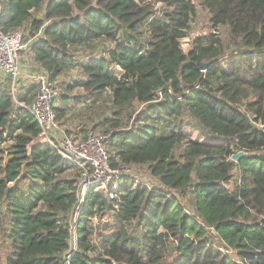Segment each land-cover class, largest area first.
I'll return each instance as SVG.
<instances>
[{"label":"trees","instance_id":"obj_1","mask_svg":"<svg viewBox=\"0 0 264 264\" xmlns=\"http://www.w3.org/2000/svg\"><path fill=\"white\" fill-rule=\"evenodd\" d=\"M157 1L158 11L152 0H4L3 31L28 22L31 35L41 31L30 51L53 80L81 66L84 78L69 90L83 88L94 106L110 90L118 108L104 132L111 134V166L147 165L178 195L127 178L118 180L113 198L91 187L74 246L73 228L61 218L80 204L81 174L36 142L39 124L28 111L14 110L6 81L0 84V264H62L69 254V264H264V0H200L213 27L229 28L236 54L228 69L220 61L224 41L214 32L196 35L188 51L182 47L197 2ZM99 40L110 47L83 61L73 56ZM34 93V86L25 88L20 99L29 104ZM133 102L146 108L126 128L119 109ZM53 110L59 122L66 117L64 107ZM187 114L206 133L230 141L203 142L162 128ZM240 150L246 155L232 160ZM234 168L239 178L231 182ZM71 170L78 179L63 178ZM188 192L193 212L179 200ZM106 215L113 232L97 236L92 218ZM134 221L138 234L129 228ZM216 237L236 258L220 251Z\"/></svg>","mask_w":264,"mask_h":264},{"label":"built area","instance_id":"obj_2","mask_svg":"<svg viewBox=\"0 0 264 264\" xmlns=\"http://www.w3.org/2000/svg\"><path fill=\"white\" fill-rule=\"evenodd\" d=\"M158 4L162 3L158 1ZM3 10L4 0H0V19ZM30 35H26L22 27L5 32L0 25V84L9 81L14 110L22 108L38 122L40 134L36 142L48 144L53 151L66 160H70L78 168L81 174L78 182L80 205L82 202L83 206L86 194L91 187L96 190L110 191V196L113 198V191H117L118 180L121 178L131 179L135 185L142 184L149 190L161 189L169 197H177V192L163 186L157 177L142 178L136 170V166L140 165L112 167L108 147L110 133L87 128L81 136H76L68 134L63 129L53 110L54 101L57 100L61 91V81L53 80L50 74L34 61L30 53V59L23 60L22 53L30 50L31 44L42 35V32L34 36ZM31 86L35 87V93L28 104L20 99V95L23 89ZM4 145L2 144L1 147L3 148ZM157 180L159 185L156 184ZM216 242L221 252L235 255L234 250L225 242L221 240ZM70 257V254L67 255L62 264H69Z\"/></svg>","mask_w":264,"mask_h":264},{"label":"rangeland","instance_id":"obj_3","mask_svg":"<svg viewBox=\"0 0 264 264\" xmlns=\"http://www.w3.org/2000/svg\"><path fill=\"white\" fill-rule=\"evenodd\" d=\"M154 2L155 10H161L162 4H158L157 0H152ZM195 2L198 3L196 6L197 8V14L192 16V20L190 22V30H189V35L186 38L182 39V47L184 51H188L190 47V43L193 40V38L196 35L202 34L206 35L208 33L214 32L219 35L220 38L223 39L224 41V47L226 51V55L221 58V63L223 64L224 69H228L231 67L230 59L234 54V43L230 39L229 36V28L227 26H219V27H213L212 23L210 22L207 12L200 6L199 2L200 0H194ZM39 15H41V12H39ZM38 15V16H39ZM30 24L29 22L26 23L23 27L22 30L26 33V35H30L29 32ZM31 36V35H30ZM110 43L105 40H99L97 41L93 46H88L86 48H77L73 52V56L80 60L83 61L84 57L88 56L89 54H92L93 52H96L98 50H105V48H109ZM29 53L32 55L31 51L28 50V52H23V60L28 61L30 59ZM32 59V58H31ZM84 78V74L82 72L81 66L74 67L71 70H68L67 72H64L60 77L59 80L62 83V88L61 91H59V97L57 100L55 99L54 103L56 107H64L66 109V117L60 121L61 125L63 126L64 129L68 128L72 129L73 131L81 132L83 133L85 129L87 128H94L96 129L97 132H108L112 120H114V112L118 111V108L116 106H113L112 101H111V92H109L104 96V99L94 105L92 103L87 102V100L83 97H85V91L81 87H76L72 90H69L67 88L68 84H73L76 80H80ZM68 94H70L73 99V102H69V99L66 100L65 104L61 105L60 102V97H68ZM77 99L83 100V102L77 101ZM75 100V101H74ZM146 106L143 104H139L138 102H133L132 104L128 105L124 109H119L121 114V118L124 123L127 122L125 125L126 128L133 125L135 121V117L137 118L138 112H141ZM71 117V118H69ZM73 117H76L73 122H71V119ZM106 119L105 125L102 124V122ZM66 127V128H65ZM162 128L167 129V130H182L183 133L186 135L190 136L191 138L197 139L199 141L203 142H214V143H228L230 140L228 138L224 137H215L212 136L205 131L199 126V124L189 115H185L184 118L173 122L170 125L163 126ZM75 134H79V133ZM109 147V144H108ZM110 149V148H109ZM180 150L182 148H178L176 151L177 153H180ZM136 170L139 173V175L144 178L148 179L149 177H152L153 175L151 174V171L147 165H140L136 166ZM76 171H69L64 174L63 178H77L76 176ZM233 176L231 179V182L235 181L237 178H239V170L238 168H234L232 171ZM140 178V177H139ZM156 182V181H155ZM156 184L159 185V181L157 180ZM230 187H232V184L230 183ZM189 193V192H188ZM179 200L182 202V204L185 206L187 211L193 212V206L191 203V194L187 197L184 196H179ZM82 204V202H81ZM82 206V205H81ZM80 204H77L75 207L74 212H68L67 214L62 215V220H65V222H69L70 226H72L73 231H72V244L75 246L77 244V229H76V224L78 222L79 218V212L81 208ZM92 225L97 227V236L99 233L103 234H110L113 232V228L115 226L114 220L112 219L111 216H104L103 218H97L94 217L92 218ZM129 228L132 232V234H138L141 232L142 228L139 225L138 221H134L129 225ZM214 234V232H213ZM95 235L94 241H98V237ZM216 241H220L217 237L215 238ZM235 257V255H234Z\"/></svg>","mask_w":264,"mask_h":264},{"label":"water","instance_id":"obj_4","mask_svg":"<svg viewBox=\"0 0 264 264\" xmlns=\"http://www.w3.org/2000/svg\"><path fill=\"white\" fill-rule=\"evenodd\" d=\"M209 66H210V63L209 62L203 63L201 65V69L204 70V71H206ZM245 155H246V152L244 150H240L238 152L233 153L232 156H231V159L234 160V161H239ZM8 190H9V188L7 189V191Z\"/></svg>","mask_w":264,"mask_h":264},{"label":"crops","instance_id":"obj_5","mask_svg":"<svg viewBox=\"0 0 264 264\" xmlns=\"http://www.w3.org/2000/svg\"><path fill=\"white\" fill-rule=\"evenodd\" d=\"M72 96L70 95V94H68V97H60V102H61V105L62 104H65V102H66V100L67 99H69V102H73V97L71 98ZM75 101V100H74ZM66 114H67V112H66ZM69 118H71V117H69ZM76 117H73V119H71V122H73L74 121V119H75ZM63 127V126H62ZM66 128V127H65ZM64 129V128H63ZM68 128H66V129H64V130H67ZM67 131H69L71 134H73V135H76V136H81L83 133H81V132H77V131H73L72 132V129H69V130H67ZM79 133V134H75V133Z\"/></svg>","mask_w":264,"mask_h":264}]
</instances>
